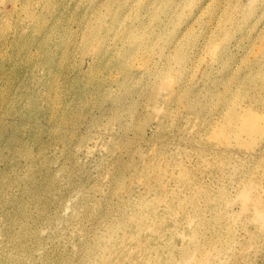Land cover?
<instances>
[{
    "label": "rangeland",
    "instance_id": "374dc122",
    "mask_svg": "<svg viewBox=\"0 0 264 264\" xmlns=\"http://www.w3.org/2000/svg\"><path fill=\"white\" fill-rule=\"evenodd\" d=\"M0 264H264V0H0Z\"/></svg>",
    "mask_w": 264,
    "mask_h": 264
}]
</instances>
